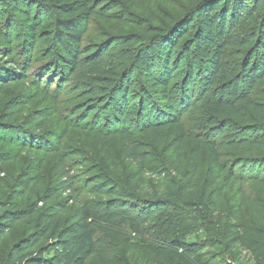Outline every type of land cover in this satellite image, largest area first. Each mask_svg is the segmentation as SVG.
Returning <instances> with one entry per match:
<instances>
[{
    "label": "trees",
    "instance_id": "trees-1",
    "mask_svg": "<svg viewBox=\"0 0 264 264\" xmlns=\"http://www.w3.org/2000/svg\"><path fill=\"white\" fill-rule=\"evenodd\" d=\"M49 1L0 0L6 32L11 36L19 29L17 38L27 56L38 42L42 20H52L53 65L39 83L51 87L55 81L70 82L71 91L89 98L79 127L104 147L116 142L122 155L145 162L148 144L140 138L153 136L175 160L184 155L188 160L175 168L177 178L167 183L161 197H140L128 181L99 183L88 191L92 199L80 200L63 223L57 219L66 208L61 201L38 217L37 228L26 237L17 227L35 214L36 205L15 209L0 202V264H128L133 249L168 257L174 264H210L204 251L218 241L210 236L190 239L191 216L200 213L215 218L208 229L218 232L228 251L240 248L253 264H264V209L250 214L240 207L226 213L223 200L229 181L251 182L264 197V172L239 177L223 161L225 154L264 152V0H195L169 27H152L144 38L123 36L95 49L82 46L83 29L96 14L89 0ZM148 1L128 0L134 9ZM109 18L127 22L116 14ZM2 45L11 47L10 41ZM125 60L127 65L103 75L105 68ZM180 60L185 75L178 85ZM4 78L18 80L8 74ZM130 97L138 104L129 105ZM182 109L196 112L197 133L185 132ZM94 112L96 126L88 127L84 122ZM154 115L159 117L152 122ZM103 116L120 128L104 131L99 126ZM133 116L139 124L135 133L128 125ZM63 165L59 158L53 174L58 186L70 190L71 177ZM31 182L21 179L17 187L24 192ZM56 190L49 189L45 198ZM133 237L141 244L129 245ZM52 251V258L44 257Z\"/></svg>",
    "mask_w": 264,
    "mask_h": 264
},
{
    "label": "rangeland",
    "instance_id": "rangeland-1",
    "mask_svg": "<svg viewBox=\"0 0 264 264\" xmlns=\"http://www.w3.org/2000/svg\"><path fill=\"white\" fill-rule=\"evenodd\" d=\"M194 3L195 0H150L134 9L128 0H89L96 14L89 18L83 29L82 46L95 49L101 44L129 35L144 38V32L149 33L152 27H169ZM114 14L125 18L127 22L110 19ZM129 21L137 22V25ZM6 23V19L0 18V156H3L0 158V202H7L15 209L36 205L35 214L18 224L17 230L21 236L33 233L37 228L38 217L61 201L66 203V208L58 214L57 219L63 223L71 216L80 200L92 199L88 191L99 183L128 181L140 197L163 196L167 191V183L177 178L175 168L179 163L180 166L186 164V155L181 161L175 160L173 154L151 136L140 138L148 144L144 150L146 160L142 162L122 155L116 142L106 143L104 147L100 141L84 133L79 127L85 117V112L81 109L88 104L89 98H85L82 92L71 91L70 82L61 81L62 83L57 84L55 81L51 87L45 82L39 83L44 73L53 65L54 57L50 52L54 46L49 36L53 26L50 17L42 20L38 42L28 56L23 42L17 38L19 29L14 31L16 34L9 36ZM179 39L180 37L176 44L178 50L181 49ZM8 41L11 47L5 50L2 44L5 46ZM6 51L8 54H3ZM128 62L125 60L116 63L117 66H108L103 75L108 71H118L119 67H124ZM180 65L182 75L175 82L178 85L184 82L185 75L181 60ZM5 74L18 80L8 82L7 78L3 79ZM134 98H129V105L138 104L139 100H133ZM180 113V123L185 132L188 135L197 133L196 112L182 109ZM97 115V112L92 113L84 123H88V127H95ZM157 117L159 116H152L151 121H156ZM132 120L128 125L135 133L139 124H136L135 116ZM99 126L107 131L119 129L121 124L113 119L106 122L104 117L100 118ZM225 155L227 156L223 161L228 164V169L235 171L239 177L261 175L264 172V152L247 156ZM59 158L63 159L64 173L71 177V181L67 182L73 187L70 190L58 186V177L53 174ZM260 169L262 172H259ZM202 170L206 171L205 163L202 164ZM21 179L32 180L24 192L17 187ZM49 189L59 190L45 198ZM223 200L226 213L240 207L243 210L249 209L250 214L264 209V197L260 195V188L248 181L227 182ZM213 220L214 217L203 213L191 216L194 228L191 240H204L210 236L218 241L216 246L204 251L211 259L210 264H253L246 251L237 247L228 251L218 232L208 229V222ZM140 244L138 238H130L129 245ZM41 245L38 244L29 253L36 252ZM55 251L44 257L52 258ZM127 261L128 264H174L172 259L157 258L146 249L131 250L127 254Z\"/></svg>",
    "mask_w": 264,
    "mask_h": 264
}]
</instances>
